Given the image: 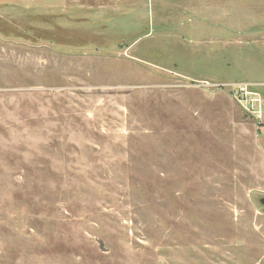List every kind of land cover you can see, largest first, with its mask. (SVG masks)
<instances>
[{
  "label": "rangeland",
  "instance_id": "rangeland-1",
  "mask_svg": "<svg viewBox=\"0 0 264 264\" xmlns=\"http://www.w3.org/2000/svg\"><path fill=\"white\" fill-rule=\"evenodd\" d=\"M264 0H0V264H264Z\"/></svg>",
  "mask_w": 264,
  "mask_h": 264
},
{
  "label": "built area",
  "instance_id": "built-area-1",
  "mask_svg": "<svg viewBox=\"0 0 264 264\" xmlns=\"http://www.w3.org/2000/svg\"><path fill=\"white\" fill-rule=\"evenodd\" d=\"M233 93L234 98L245 106V110L255 118L259 125L264 122V100L248 85H242Z\"/></svg>",
  "mask_w": 264,
  "mask_h": 264
},
{
  "label": "crops",
  "instance_id": "crops-1",
  "mask_svg": "<svg viewBox=\"0 0 264 264\" xmlns=\"http://www.w3.org/2000/svg\"><path fill=\"white\" fill-rule=\"evenodd\" d=\"M263 125H264V122H263Z\"/></svg>",
  "mask_w": 264,
  "mask_h": 264
}]
</instances>
